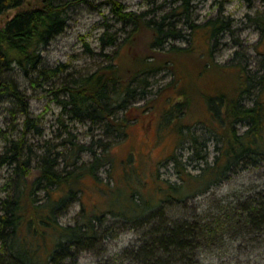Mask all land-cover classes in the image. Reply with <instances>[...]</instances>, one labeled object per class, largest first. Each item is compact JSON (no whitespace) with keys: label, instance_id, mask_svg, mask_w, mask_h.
<instances>
[{"label":"trees","instance_id":"16d2710c","mask_svg":"<svg viewBox=\"0 0 264 264\" xmlns=\"http://www.w3.org/2000/svg\"><path fill=\"white\" fill-rule=\"evenodd\" d=\"M82 1L0 0V16L16 11L0 27V104L10 99L23 118L20 137L8 142L0 155V163L11 166V174L2 185L5 194L0 197V264H77L83 252L96 250L114 234L117 225L119 229H146L138 245L119 255L125 264H203L204 253L224 250L231 246L228 244L245 246L263 237L264 188L233 203H219L214 211L196 208L189 216L176 220L167 219L166 209L180 205L185 208L187 200L209 193L232 176L264 166V53L253 48L261 58L257 68L249 64V56L239 52L228 69L217 64L212 41L229 30L231 20L219 13L196 24L192 18L195 0H167L171 7L159 16L127 11L122 3L107 0L123 35L118 40L106 29L99 37L101 49L125 46L127 66L117 63L114 50L106 54V64L69 80L66 65L43 68L40 53L64 31L68 8ZM244 1L249 9L256 2L262 4L263 10L245 15L260 31L261 39L264 0ZM178 25L182 29H177ZM198 29L208 36L207 50L199 52L172 43L192 37ZM13 67L25 76L36 73L43 81L66 75L51 91L59 109L56 124L61 128L59 145L64 150L58 152L46 144L45 150L35 155L33 167L30 156L23 152L25 148L31 152L24 138L29 132L39 134V128L30 118L27 96L15 83L3 79ZM164 70L172 73L171 86L178 81L180 87L181 76L191 81L214 76L219 81L220 85L210 92L193 89L209 114L208 122L199 123L213 135V159L209 161L207 154H201L206 144L187 127L188 141L194 149L190 159L202 164L197 173H185V179L177 184L157 180L154 204L150 197L137 203L133 195L139 192L135 191L127 196L123 208L109 207L92 213L81 208L72 223L60 224L57 215L79 201L83 179H96L97 172L111 163L110 142H99L101 151L97 153L92 150L93 143L86 146L75 141L66 122L99 125L106 137L113 133L123 137L127 126L136 120L135 110L139 108L134 104L145 99L150 75ZM186 91L178 88L179 95L172 99L167 111L172 117L167 121L175 118L179 122L184 115L191 96ZM184 128L177 123L181 140ZM85 152L91 155L88 161L81 157ZM169 160L178 164L175 156ZM40 193L45 201H41Z\"/></svg>","mask_w":264,"mask_h":264},{"label":"rangeland","instance_id":"374dc122","mask_svg":"<svg viewBox=\"0 0 264 264\" xmlns=\"http://www.w3.org/2000/svg\"><path fill=\"white\" fill-rule=\"evenodd\" d=\"M106 1L83 0L68 8L64 31L41 50L43 68L53 69L59 65H66L67 72L71 75L69 80L78 78L106 64L108 62L106 54L110 55L114 50L117 51L115 56L117 63L122 67L127 66L125 62L129 56L125 46L101 49L99 37L106 29L108 34H114L119 38L118 40H121L123 35V32L119 31L120 24L112 17ZM116 1L122 3L127 11L137 13L146 11L152 16H159L171 7V3L167 0ZM193 4L192 18L198 25L216 17L219 13L231 20L229 30L212 41L215 44L213 59L217 64L228 69L232 60L237 59L235 53L239 52L251 58L249 64L253 68L259 66L261 58L253 52V48L264 53V35L260 39V31L245 15L253 16L256 11L263 10L261 3L256 2L255 7L250 9L246 7L244 0H195ZM161 5L162 8H159ZM220 7L221 11H219ZM15 12V10L9 11L0 16V27ZM176 28L180 29L181 26L178 25ZM185 38L172 43L180 47L187 45L199 52L209 48L208 36L201 29L196 30L192 37ZM65 77L66 75L63 74L53 80L43 81L36 73L25 76L17 67H13L3 76L5 81L15 83L27 96L30 118L39 128V134L29 132L24 138L25 147L30 148L31 152L26 148L23 152L30 156L32 167L36 161L35 155L41 154L48 144L53 145L58 152L64 150L59 145L62 141V137H59L61 128L56 124L59 109L51 91L55 90ZM181 77L182 83L179 87L178 81L175 85H169L172 73L168 70L150 75L145 99H140L134 104L139 108L135 110L136 120L127 126L123 137H117L115 133L106 137L103 134V127L99 125L66 122L75 141L86 146L93 143L92 150L97 153L101 151L99 142H110L111 163L97 172L96 179L92 177L83 179V192L79 201L57 215L56 219L60 224L72 223L81 208L86 213L105 211L109 207L123 208L127 196L135 191L139 192L133 195L137 203H142L141 198L150 197L151 203L154 204L157 180L177 184L182 178L185 179V173H197L202 164L190 159L194 155V149L188 141L187 127H191L192 134L206 144L205 149L201 148V154H207L209 161L213 159L215 155L213 135L199 123L208 122L209 114L202 98L197 92H193V89L210 92L212 87L220 85L219 81L214 76L203 77L196 81H191L187 76ZM177 87L186 89L185 93L191 95L190 100L184 106V115L179 122L175 118L167 121L166 119L172 117L167 113L170 103L179 95ZM117 115L120 116L121 112ZM22 121L18 107L10 99H4L0 104V155L8 142L16 141L20 137ZM177 123L185 127L182 130L184 134L182 140L177 131ZM171 156L176 157L178 164L174 160H169ZM81 157L84 161L91 159L89 152L83 153ZM10 174L11 166L0 163V197L5 194L2 185ZM30 177H33V174ZM262 188H264V166L232 176L209 193L187 200L185 208L182 205L169 207L166 209V216L167 219L176 220L189 216L196 208L199 211L206 208L214 211L219 203H233L236 199ZM39 195L41 201H45L43 193ZM145 231V228L119 229L117 225L114 234L108 236L96 250L83 252L77 264H125L120 261L119 255L124 249L138 245ZM228 245L231 246L224 250L204 253L201 262L203 264H264V236L254 238L245 246L237 243Z\"/></svg>","mask_w":264,"mask_h":264}]
</instances>
